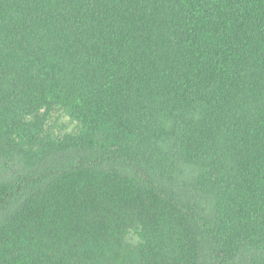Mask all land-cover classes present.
I'll return each mask as SVG.
<instances>
[{
	"label": "trees",
	"instance_id": "16d2710c",
	"mask_svg": "<svg viewBox=\"0 0 264 264\" xmlns=\"http://www.w3.org/2000/svg\"><path fill=\"white\" fill-rule=\"evenodd\" d=\"M0 264H264V0H0Z\"/></svg>",
	"mask_w": 264,
	"mask_h": 264
},
{
	"label": "rangeland",
	"instance_id": "374dc122",
	"mask_svg": "<svg viewBox=\"0 0 264 264\" xmlns=\"http://www.w3.org/2000/svg\"><path fill=\"white\" fill-rule=\"evenodd\" d=\"M45 118L46 131L54 137H63L69 134H76L80 132L81 126L77 121H74L66 113L58 110L51 112L43 111L36 117L29 118V121H35L38 118Z\"/></svg>",
	"mask_w": 264,
	"mask_h": 264
}]
</instances>
